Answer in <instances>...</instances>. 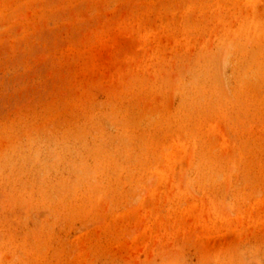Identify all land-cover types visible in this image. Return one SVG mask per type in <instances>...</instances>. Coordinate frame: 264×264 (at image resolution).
Wrapping results in <instances>:
<instances>
[{"label":"rangeland","instance_id":"obj_1","mask_svg":"<svg viewBox=\"0 0 264 264\" xmlns=\"http://www.w3.org/2000/svg\"><path fill=\"white\" fill-rule=\"evenodd\" d=\"M0 264H264V0H0Z\"/></svg>","mask_w":264,"mask_h":264}]
</instances>
